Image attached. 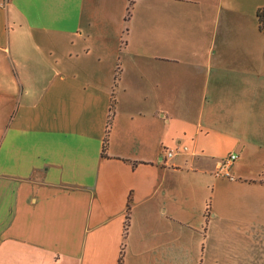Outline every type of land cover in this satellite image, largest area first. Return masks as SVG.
I'll use <instances>...</instances> for the list:
<instances>
[{"label": "crops", "instance_id": "crops-1", "mask_svg": "<svg viewBox=\"0 0 264 264\" xmlns=\"http://www.w3.org/2000/svg\"><path fill=\"white\" fill-rule=\"evenodd\" d=\"M170 1L0 0V264H264V0Z\"/></svg>", "mask_w": 264, "mask_h": 264}, {"label": "rangeland", "instance_id": "rangeland-1", "mask_svg": "<svg viewBox=\"0 0 264 264\" xmlns=\"http://www.w3.org/2000/svg\"><path fill=\"white\" fill-rule=\"evenodd\" d=\"M89 1L93 4L94 12L97 13L95 17L97 25L100 27L112 24L115 27H122L125 38L128 37V31H126L128 29L129 38L135 42L136 48L146 40H154L156 30L160 31L162 26L165 29L166 23L171 20L173 10L178 7L170 0H139L132 6L125 0ZM127 13L130 19L125 20L123 17Z\"/></svg>", "mask_w": 264, "mask_h": 264}, {"label": "trees", "instance_id": "trees-1", "mask_svg": "<svg viewBox=\"0 0 264 264\" xmlns=\"http://www.w3.org/2000/svg\"><path fill=\"white\" fill-rule=\"evenodd\" d=\"M258 21H259V28L260 31L264 33V8L260 9L257 14ZM119 264H122V260H120Z\"/></svg>", "mask_w": 264, "mask_h": 264}, {"label": "built area", "instance_id": "built-area-1", "mask_svg": "<svg viewBox=\"0 0 264 264\" xmlns=\"http://www.w3.org/2000/svg\"><path fill=\"white\" fill-rule=\"evenodd\" d=\"M174 155V151H169L168 152V157H173ZM235 159H237V155L233 154L231 155L229 158H227V160L225 162H223V164H229L230 162L234 161Z\"/></svg>", "mask_w": 264, "mask_h": 264}]
</instances>
